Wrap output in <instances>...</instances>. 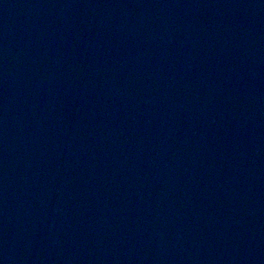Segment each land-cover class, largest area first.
I'll return each instance as SVG.
<instances>
[{"label":"water","instance_id":"1","mask_svg":"<svg viewBox=\"0 0 264 264\" xmlns=\"http://www.w3.org/2000/svg\"><path fill=\"white\" fill-rule=\"evenodd\" d=\"M0 264H264V0H0Z\"/></svg>","mask_w":264,"mask_h":264}]
</instances>
